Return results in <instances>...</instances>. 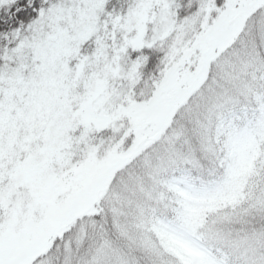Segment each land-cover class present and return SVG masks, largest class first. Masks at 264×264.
<instances>
[{
	"label": "snow or ice",
	"instance_id": "6c2138e0",
	"mask_svg": "<svg viewBox=\"0 0 264 264\" xmlns=\"http://www.w3.org/2000/svg\"><path fill=\"white\" fill-rule=\"evenodd\" d=\"M0 264H264V0H0Z\"/></svg>",
	"mask_w": 264,
	"mask_h": 264
}]
</instances>
